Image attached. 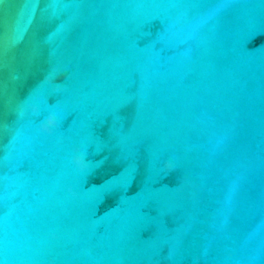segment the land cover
Wrapping results in <instances>:
<instances>
[{
  "label": "water",
  "instance_id": "95a60500",
  "mask_svg": "<svg viewBox=\"0 0 264 264\" xmlns=\"http://www.w3.org/2000/svg\"><path fill=\"white\" fill-rule=\"evenodd\" d=\"M0 264H264V0H0Z\"/></svg>",
  "mask_w": 264,
  "mask_h": 264
}]
</instances>
